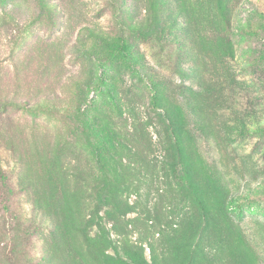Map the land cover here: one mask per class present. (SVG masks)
Segmentation results:
<instances>
[{
    "label": "rangeland",
    "instance_id": "rangeland-1",
    "mask_svg": "<svg viewBox=\"0 0 264 264\" xmlns=\"http://www.w3.org/2000/svg\"><path fill=\"white\" fill-rule=\"evenodd\" d=\"M0 264H264V0H0Z\"/></svg>",
    "mask_w": 264,
    "mask_h": 264
}]
</instances>
